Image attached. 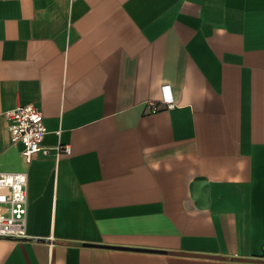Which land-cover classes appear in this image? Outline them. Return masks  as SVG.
<instances>
[{
  "label": "crops",
  "instance_id": "1",
  "mask_svg": "<svg viewBox=\"0 0 264 264\" xmlns=\"http://www.w3.org/2000/svg\"><path fill=\"white\" fill-rule=\"evenodd\" d=\"M17 103L46 127L29 163ZM22 169L0 264H264V0H0V171Z\"/></svg>",
  "mask_w": 264,
  "mask_h": 264
},
{
  "label": "built area",
  "instance_id": "2",
  "mask_svg": "<svg viewBox=\"0 0 264 264\" xmlns=\"http://www.w3.org/2000/svg\"><path fill=\"white\" fill-rule=\"evenodd\" d=\"M161 102L167 107L174 106L170 84L160 86ZM150 105L154 102L150 101ZM8 120L7 128L13 143L20 142V155L25 163L31 161L35 153L47 155L50 149L43 145L46 127L43 113L33 103H17L4 111ZM56 150L60 148L55 147ZM69 153L67 144L61 148ZM27 181L26 170L0 171V237H26L27 224Z\"/></svg>",
  "mask_w": 264,
  "mask_h": 264
}]
</instances>
